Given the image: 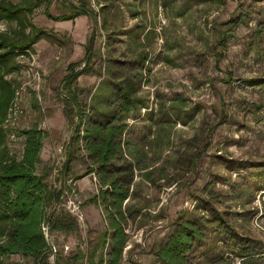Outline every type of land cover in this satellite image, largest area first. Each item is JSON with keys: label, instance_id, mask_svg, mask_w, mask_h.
Here are the masks:
<instances>
[{"label": "rangeland", "instance_id": "obj_1", "mask_svg": "<svg viewBox=\"0 0 264 264\" xmlns=\"http://www.w3.org/2000/svg\"><path fill=\"white\" fill-rule=\"evenodd\" d=\"M81 2L96 22L89 15L59 22L47 14H69V3ZM36 4L24 26L0 21V37L10 41L29 39L33 26L42 33L29 53L16 57L17 70L7 77L16 93L6 146L20 159L22 131H44L37 173L51 169L49 187H60L69 163L75 192L67 202L77 204L83 219L74 216L76 234L54 235L59 256L73 257L80 247L96 251L90 264H97L108 228L103 210L90 202L100 187L72 137L60 90L68 66L84 59L92 34L94 64L72 89L88 116L107 103L120 109L119 89L130 84L135 106L128 136L133 143L142 139L141 170L135 171L129 203L136 215L129 217L121 264H164L157 252L175 225L203 215L212 220L211 209L264 251V86L245 83L264 79V0H33ZM214 237L186 264H240ZM11 262L33 259L16 255Z\"/></svg>", "mask_w": 264, "mask_h": 264}, {"label": "trees", "instance_id": "obj_2", "mask_svg": "<svg viewBox=\"0 0 264 264\" xmlns=\"http://www.w3.org/2000/svg\"><path fill=\"white\" fill-rule=\"evenodd\" d=\"M36 6L33 0H22L17 4L0 0V21L24 26ZM69 8V14L54 17L48 10L47 14L59 22L74 21L81 15H89L96 22L95 13L86 2L79 5L69 3ZM33 28L29 39L22 42L0 37V264H21L11 262L16 255L23 259L32 258L33 264H51L52 250L43 228L48 227L55 245V234L74 235L78 229L76 218L66 207L68 195L65 192L70 190L69 163L64 164L62 177L65 181L60 187H49L50 168L46 167L42 174L37 173L46 133L37 128L23 130L26 139L20 159L10 155L6 146L9 131L5 125L16 93L7 77L17 70L16 57L29 53L42 36L41 31ZM95 42L96 35L92 34L84 59L68 66V75L60 90L72 137L83 147L90 164L88 174L95 176L100 187L90 202L103 210L108 228L101 239L97 264H121L129 242V217L136 215L129 203L135 195V171L141 167L138 145L142 139L133 143L128 136L131 131L128 120L135 106V91L130 84L119 89L120 109L115 103H107L102 110L94 107L88 116L78 94L72 89L78 78L94 64ZM82 63L85 64L83 68ZM245 83L250 87L264 86V79H249ZM70 150L71 147L69 153ZM125 154H130L133 161ZM207 212L212 214V220L203 215L178 221L174 233L163 241L157 252L164 264H186L189 257L206 246L205 239L213 234L214 241L229 249L235 258L241 260L240 264H263L264 251L260 243L239 234L214 209ZM59 255L58 247L56 264H90L94 262L96 251L84 253L77 247L73 257Z\"/></svg>", "mask_w": 264, "mask_h": 264}, {"label": "built area", "instance_id": "obj_3", "mask_svg": "<svg viewBox=\"0 0 264 264\" xmlns=\"http://www.w3.org/2000/svg\"><path fill=\"white\" fill-rule=\"evenodd\" d=\"M69 183V192H65L66 195H68L67 197V201H69V197L72 195L71 193L75 192V184L72 183V180H68ZM66 201V204H68V202ZM67 210L70 214H72L73 216H77L78 218H80L81 220L83 219L82 214H80L79 212V207L77 206V204L74 201H70L69 204L67 205ZM45 235H46V239L49 242V245L51 247L52 250V254L49 258L50 263L51 264H56V259H57V254H58V247L54 244L52 237L49 234V230L48 227H44L43 228ZM69 249V247H67Z\"/></svg>", "mask_w": 264, "mask_h": 264}]
</instances>
